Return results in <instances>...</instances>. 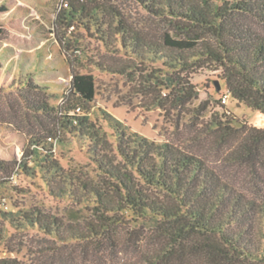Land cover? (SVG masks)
Returning a JSON list of instances; mask_svg holds the SVG:
<instances>
[{"label": "trees", "instance_id": "16d2710c", "mask_svg": "<svg viewBox=\"0 0 264 264\" xmlns=\"http://www.w3.org/2000/svg\"><path fill=\"white\" fill-rule=\"evenodd\" d=\"M139 1L151 13L171 18L173 31L156 41L120 19L117 35L121 46L141 61L162 63L164 75L156 78L175 106L186 107L196 95L191 74L215 66L234 98L264 113V0ZM7 10L0 5V14ZM72 74L61 104L29 96L37 88L33 80L26 82L24 100L56 127L87 140L110 186L66 171L39 137L29 141L21 163L29 172L36 170L29 166L35 162L52 194L92 204L99 218L87 223V235L35 208L20 211L21 216L10 212L15 228H36L60 244L98 240L104 251L110 241L117 255L120 240L139 246L135 258L118 255L109 264H264V128L234 125L230 118L212 120L206 131L219 144V158L212 160L193 147L150 139L105 111L113 144L90 117L95 76ZM9 163L0 159V166ZM37 256L45 258L44 250ZM0 264L28 263L6 256Z\"/></svg>", "mask_w": 264, "mask_h": 264}, {"label": "rangeland", "instance_id": "374dc122", "mask_svg": "<svg viewBox=\"0 0 264 264\" xmlns=\"http://www.w3.org/2000/svg\"><path fill=\"white\" fill-rule=\"evenodd\" d=\"M2 4L8 10L0 14V159L10 163L0 166V257H18L28 264H109L118 255L140 254L136 243L122 240L118 255L110 241L106 251L98 240L60 244L36 228L17 229L8 219L10 212L21 216L20 211L39 208L90 235L87 223L99 218L92 204L52 194L35 162L29 164L35 171L24 170L25 147L37 137L47 142L66 171L94 185L111 184L92 160L87 140L28 107L24 95L29 80L37 85L29 96L57 106L70 92L73 70L92 73L96 96L90 117L113 144L105 111L150 139L193 147L212 160L219 158V144L206 131L212 120L230 118L234 125L264 128V113L234 98L222 69L215 66L193 72L196 95L186 107L175 106L156 78L164 75L162 63L141 61L121 46L117 35L120 19L156 41L173 31L171 18L151 13L139 0H0ZM225 93L230 94L227 102ZM40 250L45 252L42 260L37 258Z\"/></svg>", "mask_w": 264, "mask_h": 264}, {"label": "built area", "instance_id": "2783aa9c", "mask_svg": "<svg viewBox=\"0 0 264 264\" xmlns=\"http://www.w3.org/2000/svg\"><path fill=\"white\" fill-rule=\"evenodd\" d=\"M229 96H230L229 93H225V94L223 95V101H224V102H227L228 99H229Z\"/></svg>", "mask_w": 264, "mask_h": 264}, {"label": "water", "instance_id": "95a60500", "mask_svg": "<svg viewBox=\"0 0 264 264\" xmlns=\"http://www.w3.org/2000/svg\"><path fill=\"white\" fill-rule=\"evenodd\" d=\"M218 88L220 89V86L218 85Z\"/></svg>", "mask_w": 264, "mask_h": 264}]
</instances>
